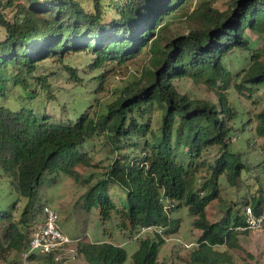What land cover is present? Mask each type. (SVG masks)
Wrapping results in <instances>:
<instances>
[{"label":"trees","instance_id":"16d2710c","mask_svg":"<svg viewBox=\"0 0 264 264\" xmlns=\"http://www.w3.org/2000/svg\"><path fill=\"white\" fill-rule=\"evenodd\" d=\"M191 1L0 0V96H7L11 86L31 99L38 92L34 86L48 92L49 75L40 73L46 61L61 64L71 79H82L66 63L74 53L94 56L91 70L109 66L99 77L132 63L146 48L151 54L144 75L98 117L87 110L77 119L53 120L32 106L0 104V164L12 176L17 198L27 199L19 220L0 207V232L9 221L0 252L29 249V219L39 222L45 205L39 195L43 175L60 170L80 182L77 168L95 166L84 151L86 142L102 134L110 145L108 156H117L94 184L101 192L89 205H97L108 219L116 209L109 189L118 184L127 190L128 209L122 211L132 228H164L155 238L139 241L134 264H165L158 260L162 234L179 230L171 212L182 204L195 215L194 227L201 233L181 264H234L235 251H244L239 236L248 232L240 229L246 225V208L263 214V194L248 198L243 211L231 201L214 222L207 207L222 201V177L234 186L243 184L245 149L264 151V144L254 143L264 139V106L253 126L250 117L242 118L249 111L234 97L239 103V97L251 100L264 88V51L254 49L248 35L253 31L264 38V0H233L226 9L205 1L178 16ZM183 16L192 25L173 29ZM241 50L251 52L243 58L248 65L233 73L226 61ZM186 79L205 85L216 100L183 92L179 85ZM101 87L99 81L95 91ZM76 244L88 264H125L127 259L126 250L111 242Z\"/></svg>","mask_w":264,"mask_h":264},{"label":"rangeland","instance_id":"374dc122","mask_svg":"<svg viewBox=\"0 0 264 264\" xmlns=\"http://www.w3.org/2000/svg\"><path fill=\"white\" fill-rule=\"evenodd\" d=\"M205 1L212 2L219 9H226L233 2V0H192L177 11L178 16L192 12ZM191 25L192 23L183 16L172 25V28L185 31ZM3 35V30L0 28V38ZM248 35L251 38L252 47L264 51V38L253 31H249ZM248 54L251 52L241 50L237 52L236 56L227 59V65L233 73L240 72L247 67L248 61H244L243 58ZM150 56V51L146 48L132 63L121 67L117 66L103 77H99L109 66L91 70L89 66L93 62L94 56L83 52L74 53L67 58L66 63L75 68L77 75L82 79H77V77L71 79L61 64L46 61L40 64V73L49 75L48 92L34 86L33 91L38 92L31 99L27 97V91L22 90L19 86H11L7 96H0V104L14 109H19L21 106H32L37 113L49 114L53 120L77 119L82 112L87 110L98 117L106 112L107 105L117 99L128 85L144 75ZM99 81L102 87L99 91H95ZM179 87L183 92L187 91L199 97L216 100V96L210 93L205 85L195 84L191 79L181 81ZM234 97L241 109L249 111V114L242 118L250 117L254 126L257 123L256 114L264 106V88L257 89L251 100L239 97V103L236 93ZM254 143L257 146H262L264 139L257 138ZM109 149L110 145L106 144L103 134L96 135L86 142L84 151L87 152L95 166L77 168L81 177L80 182L76 181L72 175L60 170L43 175L45 182L39 189L40 202L43 203L42 205L50 204L58 211L61 230L71 238L72 245L67 250H61L55 254L54 259L38 252H36L35 258L30 259L24 257V252L19 254L5 250L0 252V264H88L83 257L77 254L76 250V243L84 239L91 242L117 244L126 250L125 264H134L133 255L139 248V241L155 238L156 233L161 234L164 228H132L122 211L128 209L127 190L118 184L109 189V195L115 203L116 209L112 211L108 219L103 218L97 205H89L96 200L97 194L101 192L98 188L93 189L94 184L103 177L117 156L115 152L109 157ZM260 150L245 149L243 155L246 156L247 168L244 171L243 184L240 187L232 185L224 177L220 179L223 199L219 202L216 200L207 207L210 221L219 220L223 214L222 208L225 214L231 201L238 203H234V209L243 211L248 198L251 199L253 196L262 194L264 197V151ZM216 153L217 151L214 150L208 156L209 160L212 161ZM89 178L91 179L89 180ZM13 203L15 204L13 205ZM222 203L224 204L222 205ZM26 204L27 199L17 198L12 184V176L0 164V207L9 209L13 216L11 220L15 221L20 219ZM30 215L29 217H31ZM41 216L43 217L42 214ZM171 216L179 221L180 227L177 232L170 235L162 234L165 242L160 245L158 260L165 264H181L182 259L189 257L196 249L201 230L194 227L195 215L185 204L172 211ZM42 217L39 222L33 221L32 218L29 219L31 232L42 222ZM8 227L9 221H4L0 237L5 235ZM239 241L244 251H235L234 264H264V226L248 230L247 233L239 236ZM218 248L225 249V247Z\"/></svg>","mask_w":264,"mask_h":264},{"label":"built area","instance_id":"2783aa9c","mask_svg":"<svg viewBox=\"0 0 264 264\" xmlns=\"http://www.w3.org/2000/svg\"><path fill=\"white\" fill-rule=\"evenodd\" d=\"M43 222L38 225L30 236L29 249L23 253L28 258L32 253L43 255L57 254L61 250H67L72 245L71 238L66 235L59 224V213L50 204L43 206ZM264 224V213L255 216L252 207L246 208V225L241 230H250L261 227Z\"/></svg>","mask_w":264,"mask_h":264}]
</instances>
